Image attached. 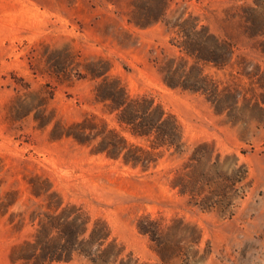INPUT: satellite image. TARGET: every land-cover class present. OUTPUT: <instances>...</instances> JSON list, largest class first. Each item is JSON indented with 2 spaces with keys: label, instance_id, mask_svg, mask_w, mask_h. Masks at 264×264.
<instances>
[{
  "label": "rangeland",
  "instance_id": "obj_1",
  "mask_svg": "<svg viewBox=\"0 0 264 264\" xmlns=\"http://www.w3.org/2000/svg\"><path fill=\"white\" fill-rule=\"evenodd\" d=\"M0 264H264V0H0Z\"/></svg>",
  "mask_w": 264,
  "mask_h": 264
}]
</instances>
